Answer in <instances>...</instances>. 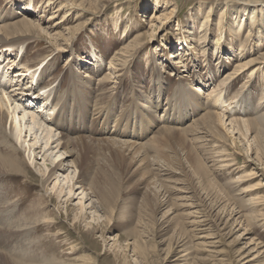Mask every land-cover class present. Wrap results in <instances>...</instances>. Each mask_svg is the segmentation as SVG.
I'll return each mask as SVG.
<instances>
[{
  "label": "rangeland",
  "instance_id": "rangeland-1",
  "mask_svg": "<svg viewBox=\"0 0 264 264\" xmlns=\"http://www.w3.org/2000/svg\"><path fill=\"white\" fill-rule=\"evenodd\" d=\"M77 2L83 3L85 8L77 7ZM100 2L0 0V16L6 15L2 21L0 18V26L20 20L22 14L38 26V31L28 34L24 44L5 51L0 57V75L7 77L9 84L4 86L1 84L4 81H0V97L4 101L2 107L9 115L8 119L10 116L18 117L21 137L12 140L18 148V157L31 172L17 175L15 179L0 177V202L8 198L12 203L0 204L3 207L0 214L7 217L12 213L14 219L22 216L33 222L31 227L35 228V233L30 234L29 262L36 263L41 258L53 256L56 264H264V154L257 149L254 133L247 131L241 123L244 135H240L231 124V120L252 117L255 110L264 112V84L259 85L254 76L250 83L247 82L256 64L264 65V3L246 6L236 0ZM119 6L123 10L116 12ZM222 9H227V18L219 27ZM253 9L256 11L254 23L250 20ZM159 11L165 13V18L161 17L156 23L145 21L151 12ZM207 13H210L206 29L208 52L211 53L217 42L222 43L225 38L228 45L233 42V51L230 52L222 44L219 54L224 56L217 65L216 55L211 58L203 51L194 50L200 39L201 21ZM117 14L121 16L120 24L127 23L129 28L133 26L139 31L129 30L126 33L123 29L126 25L116 31L112 22ZM54 21H59V24L53 26ZM136 33L143 34V46L134 52L128 65L121 66V62L116 65L115 62L116 69H111L109 66L114 53L123 43L133 40ZM247 34L255 40L253 50L239 53L244 49H241L243 43L239 45L240 41ZM234 37L236 40L232 39ZM259 40H262L261 45ZM177 50L185 58L182 65L174 64L178 58L174 56V51ZM23 52L25 55L21 58ZM5 54L13 56V61H8ZM17 55L19 62L15 60ZM251 58L257 60L255 65L237 75V79L223 83L222 78L227 71L231 72L238 68L236 64ZM26 60L31 66L30 72L26 78L18 77L15 71L22 70ZM47 61L53 63L33 89L31 79L34 82L37 79L32 75H36ZM153 66L155 68L151 71ZM170 71L172 75H169ZM86 74L90 78L87 98L83 93L76 94L69 86L73 81L81 83ZM104 75L111 76V79L101 83ZM158 76L163 89V104L170 101L171 92L178 84L184 93L194 85L199 87L196 92L203 102L213 97L219 99L217 104L212 100L210 104L214 106L211 108L205 105L204 109L194 105L190 110L185 108L187 117L182 122L165 125L183 128L207 110L219 113L226 138L222 145L218 142L214 146V143L205 140L209 137L202 141L189 136L190 147L201 159V164L206 165L205 175L192 174L188 167H185L186 177L181 175L179 169L183 167L182 163L186 165L183 158L185 152L177 150L178 144L174 143L175 147L169 149L166 160L161 156L165 154L163 150L146 144L142 146L147 156L146 172L135 169L133 165L124 173L95 149L88 153L86 160L92 167L90 174L86 181L79 182L80 165L73 161L76 154H68L56 140L61 133L65 135L63 127L57 128L50 121L45 122L54 115L55 109L37 112L43 106L40 101L44 95L49 92L54 94L56 90V94H63L62 97L64 94L71 96V99L66 97L68 108L74 102L78 104L79 118L75 123L73 120L70 125L67 124L74 133L90 138L106 137L102 131L104 123H107L105 132H114L110 136L107 134L110 138L132 142L131 136H123L121 132L135 130L142 134L136 143H144L158 133L162 123L151 117L152 124L148 128L144 123L137 124L134 117L138 119L140 114L134 101L144 104V107L141 106L143 109L147 108L154 94L158 93ZM31 82L32 88L28 89L43 96L34 104L24 95L28 91L24 87ZM99 90L105 91V98L96 104V92ZM145 95L149 102H144ZM72 97L76 101L73 102ZM94 105H99V114ZM102 111L108 112L110 117L122 118L121 124L115 126L113 119L103 122ZM29 112L36 115L38 122L31 120ZM43 129L46 131L42 133ZM8 131L9 125L6 124L4 133L7 136ZM226 163L230 167L225 166ZM53 169L54 175L44 182L45 176ZM201 175L204 178L202 181ZM92 176L101 187L97 193L88 188V179ZM138 181L142 184L138 185ZM102 192L104 203L101 201ZM16 200H19L17 204ZM24 238L27 239V235Z\"/></svg>",
  "mask_w": 264,
  "mask_h": 264
},
{
  "label": "bare ground",
  "instance_id": "bare-ground-1",
  "mask_svg": "<svg viewBox=\"0 0 264 264\" xmlns=\"http://www.w3.org/2000/svg\"><path fill=\"white\" fill-rule=\"evenodd\" d=\"M95 1H96V3L100 4L101 3L100 1H102V0H100V1L95 0ZM236 2H240L241 4L247 6V5H257V4L264 3V0H236ZM78 5L79 6H77V7H81V8L84 7L83 3H81V2L78 3ZM226 6L227 5H225L224 7H226ZM59 7L60 8L62 7L61 3L59 4ZM233 7H231V8H233ZM119 8H121V6H119L116 9V12L123 10L122 8L121 9H119ZM225 11H227V9H224L222 11L220 18L218 19V26L219 27L221 25H223L224 19L227 18L226 17L227 13ZM254 12H256L254 9L252 10V12H250L252 15L250 20L253 23H254V20L256 19ZM74 13H75V11H74ZM158 13H160V14H158ZM5 16H6L5 14H2L0 16L1 21L3 19H5ZM165 16H166L165 13H163L162 11L151 12L150 17L148 19H146L145 21H148L150 23H154V22L156 23V22H159V19H161V17L165 18ZM209 16H210V13H207V17H205V19L201 21L202 24L200 27L198 37L202 41L200 39L197 40L198 41V43H196L197 47H195L194 50L195 51L197 50L198 52L203 51L204 54L208 55L207 57H211V58L213 55H216V58H217L216 59V62H217L216 65H217L220 62L219 59L224 56V55L221 56V54H219V52L222 48V44L227 46V47H225V49H227L230 52V51H233V42L228 45L226 38H225L224 42H222V43L220 41L217 42L216 46L214 47V49L211 53L208 52L209 47H208V43L206 42V36H207L206 34H207L208 30H206V29H207V26H208L209 21H210ZM59 21H62V20H59ZM59 21H54L53 26L58 25ZM121 21L122 20H121L120 14H117V16H115V18L113 19V22H112L114 25V29L116 31H119L123 27V25L127 26V23H124L123 25L120 24ZM160 21H162V20H160ZM227 26H228V24H227ZM37 27L38 26H36V24H33L30 22V18H29V20L26 19V16L24 14H22V17L20 20H17V21H14V22L0 26V49H1L0 50V57L3 55V53L5 51L11 50V49L13 50L14 47H19L20 45L24 44L28 38V34H34V32L38 31ZM123 29H124V32H126V33H128L129 30L135 31V32L139 31V30H137L136 27H133V26L131 28H129L127 26V27H124ZM142 35L143 34L136 33L133 40L128 41L126 44L123 43V45L114 53L113 60L110 61L109 67L111 69L112 68L116 69V67L114 66L115 62H116V65L118 64V62H121V66L128 65L127 63L129 61V59L133 58L134 52L142 45L141 44ZM123 36H124V34H123ZM228 36H229V33H228ZM31 37H32V35H31ZM253 37H255V36H253ZM135 38H136V40H135ZM230 39H231V37H230ZM232 39L234 40L235 37ZM254 41L255 40L253 38H250L249 34H247L245 36V38L243 39V41H240L239 45H241V43H243L241 46V49L242 48H244V49L242 51H240L239 53H241L243 51H246V53H247L248 51L253 50L252 46H253V44H255ZM261 41H260V43L258 42L260 45H261ZM204 42H206V44ZM263 42H264V39H263ZM201 44H203V45H201ZM246 46L248 47L247 50H246ZM194 50H192V53H194L193 52ZM24 52L21 54V58H23V55H25ZM181 53L182 52H179L178 50L174 51V56L178 57L177 60L174 61V64H179V65L183 64L185 58H184V56H182L183 54H181ZM4 56L6 57V59L8 61H13L12 60L13 56L10 57L8 54H5ZM241 56H242V54H241ZM17 58H18V55L15 58V60L19 62L20 58L18 60H17ZM262 58L264 59V56ZM209 59H207V60H209ZM256 61L257 60L255 58H251V59L244 61L243 63L236 64L235 66L238 68L232 70L231 72L227 71L225 73L224 77L222 78V80H224L223 83L224 82H231L232 79H237V78H235V77H237V75H240V73L242 74L247 69H250L252 65H255L257 63ZM221 62H222V60H221ZM51 63H53V62L47 61L44 64L43 68L40 70V73H39V80H41L43 75L47 73ZM1 65H2V62L0 61V67H1ZM154 68H155V66L152 67L151 71ZM263 68H264L263 64H256V68L255 69L253 68L254 70L250 71V75L248 76L247 82H249V80L251 78H253V76H254L255 78H257L259 80V82H260L259 85L264 84ZM30 69H31V66L28 63V61L26 60L25 63L22 64V70H18V71L14 70L16 72L15 75H18V77L24 76L23 78H26L28 73L30 72ZM219 69H221V68H219ZM107 74L109 75L108 72H107ZM172 74H173L172 71H170L169 75H172ZM175 75H177V74L175 73ZM87 76H88L87 74L85 76L83 75L84 78L82 77L83 80H80L81 83L73 81V82L69 83L70 85L68 84L73 92L76 91V94H78V95L83 93V95L86 96V98H87V93L89 92L88 90L90 89L89 88V84H90L89 79L90 78H88ZM1 78H2V75H0V81H4L1 83H3V85L5 86L6 85L5 82H7V79H6L7 77L3 76L2 80H1ZM106 79H111V76L105 77V75H104L102 81H100V82L103 83V81ZM157 79H158L157 84H159V88L157 87L158 93L156 92V94H154L155 96L153 97V101H151V103H148L147 108L143 109L142 107H144V104L139 105L136 103V101H134V105L137 109V112L141 115V116L140 115L138 116V119H136V117H134L135 122L137 124L144 123L145 128H148L152 124L151 117L156 118L157 121H159V123H162V125H160L161 128L158 130V133L153 135L147 142H144V143H136L137 140L142 136V134L136 132L135 130H133V131L128 130V133H126L127 131L121 132L123 136H131L133 138L132 142L127 141V140H119V138L118 139L110 138L109 136L111 134H114V132L113 133L112 132L107 133V131L105 132V128H106L105 125L107 123H104V129L102 131L103 134H106L105 135L106 137L90 138L89 136H83L81 134L74 133L71 130V127L69 125L71 124V121L73 122V120H74L73 123H75L76 120L79 118L80 108L78 106V109H77L76 107L78 104L76 102H74V101H76V98L72 97V99H73L72 101L74 103L71 104V106L69 107L70 109H69L67 106V101H66L67 96L64 94V96L62 97L63 94L59 93V92H58V94H56V90H55L54 94H51L49 92V94L44 95V98H42L43 96L41 94L39 96H35L34 91L32 93H30L29 92L30 90H28L27 93H25L24 95L27 96V94L29 92V96L27 98L31 99L30 101L32 102V104L36 103L37 99L42 98V100L40 102L43 104V106H42V108L41 107H39L38 109L36 108L37 112H41V111L46 112L47 110H49L51 108H53V110L56 109V111L54 112V115L51 118L45 119V122L50 121L49 123L51 125L57 127V128L63 127V130L62 129L61 130L65 135H63L61 133L60 136H57L56 140L58 141V144H61V147L64 148L66 150V152H69L68 154H70V155H72V154L74 155V153L76 154L73 158V161L75 163L79 162V165H80V170H79L80 174L78 176L80 178V179H78L79 182H82L83 180H85L87 178V176L90 174L92 167L87 163L86 160L88 159V153L94 151L95 149L101 151V154L104 158L107 157L108 161H110L111 163L114 162V164L116 166L120 167L124 173H126L127 169H131L133 165H135V169L146 172L147 171L146 168L148 165L146 166L145 159L147 156L143 153V148H142V146H144L146 144H149L151 146V148L163 150L165 152V154H163L161 156H162V159H165V160L167 159L166 157H167V152L169 151V149L172 147H175L173 144L174 143L178 144L179 146L177 147L178 148L177 150L180 152L182 151V153L185 152V155L183 156V158L185 160L186 165L184 166V164L182 163L183 167H181L179 169L181 172V175L185 176L184 174H186V168L187 167H188V171H190L192 174L198 175L199 173H201L202 175H205L204 173L207 170V168L205 169L204 166H206V165L201 164V159L196 154V152L193 151L192 147H190V144H189L190 143V137L189 136H192L191 138H193L194 140L202 139V141H205V140L210 141V142L214 143V146H217L216 143H218V142H220V144L221 143L223 144L226 140L223 141L225 138L224 137L225 133L222 132V129H221V125L223 124V122H222V117L219 115V113L212 112L211 110H207L206 112L203 111L204 112L203 114H201L199 117L194 119L190 124L186 125L183 128L182 127L178 128V127H176L177 125L176 126L170 125V127L165 126V125L171 124L174 121H176L178 124L180 122H182V119L187 117V114L184 111L185 108L189 107L188 109L190 110L192 108V105H194L196 108H199V109H204L203 108L204 105L207 106L208 108H211L214 105H212L210 103L213 101L216 103L217 101H219V99H217L216 97H213V98H210L207 102H203L200 95H198V93L196 92V90L199 87L197 88L196 85H194L184 93L183 88H181L178 84L175 86L176 87L175 90H173L171 92L172 96H171L170 101L164 102V104H163V103H161L163 89L160 85V77L158 76ZM74 80L78 81L77 79H74ZM99 80H101V79H99ZM258 80H257V82H258ZM12 81H13V78H12ZM19 81H22V80L19 79ZM109 82H107V83H109ZM31 85H32V83H30L29 85L24 87V89L26 90L29 87L31 89V87H32ZM53 90H54V88H53ZM42 91H44V90H42ZM96 93H97V97H96L95 103L97 104V102H103L104 98H105V91L99 90ZM68 97L71 99L70 95ZM133 97H134V99H136L135 95ZM263 97H264V91L262 94V98ZM7 100H8V98H7ZM147 101L149 102V99L145 95L144 102H147ZM262 101L264 102V99H262ZM3 103H4V101H3L2 97H0V177H2V178L11 177L12 179H15V177L17 175H20V174L26 175V173L29 174L31 172H29L30 170H29L27 164L24 163L22 158L18 157V155H17L18 148H16V146L14 145V142L12 140V138L19 139L21 137L22 129L19 128L18 117H16V116L11 117L10 116V118L8 119L9 115L6 112H4L3 107H2ZM28 103H29V101H28ZM26 105H27V103H26ZM94 106H96L95 107L97 110L96 112H98V114H99L101 112V110H99L100 108L98 107L99 105H94ZM247 106H249V105L247 104ZM100 107H101V105H100ZM257 108H258V105H257ZM9 109L10 108H8V110ZM149 109H152V111H150ZM255 111H256L255 115H253L250 118L244 119V120H240L239 118L238 119L233 118L234 120H231V124H233L236 131L240 135H244V132H242V128H241V123L246 127L247 131H251L252 133H254L253 139L256 142L257 149H259L261 151V153L264 154V112H261L259 110H255ZM128 112H130V111H128ZM102 113H104V118H103L104 121L102 120L103 122H107L108 120L110 121L111 119H113L115 126H118L117 124H121L120 122H122V118L117 119V118H113V116L110 117L108 115V112H105V111H102ZM200 113H201V111H200ZM29 114H30L31 120L34 123L38 122L35 120L36 115H34L30 112H29ZM66 115L68 117H66ZM42 117H43V114H42ZM184 121H185V119H184ZM125 122L127 123L128 121L125 120ZM6 124L9 125V131H8L9 135L8 136L4 133ZM67 124H69V125H67ZM45 127L48 128L47 126H45ZM48 130H49V132H52V130L50 128H48ZM45 131H46L45 129L41 130L42 133ZM76 134H78V136L73 137V135H76ZM107 134H109V136H107ZM208 137H209V139H205ZM49 138L50 137L48 136V140H49ZM10 140H11V142H10ZM47 142L48 141H46V144H47ZM206 144H207V142H206ZM195 149H196V147H195ZM174 150H176V149L174 148ZM176 153H177V151H176ZM59 165H57V166H59ZM226 165H228L230 167V165L228 163H226L225 166ZM225 166H224V168H225ZM54 172H55L54 169L51 170L48 173V175L45 176L46 178L43 179L44 182H46L50 177H52L54 175ZM132 172H134V171H132ZM139 173L141 174V172H139ZM194 176H196V175H194ZM124 178H125V176H124ZM201 178L202 179H200V180L202 181L204 178H203V176ZM88 181H89V184H88L89 187L88 188L92 192L97 193V191L100 190L98 188H101V187H99L97 185L96 179L92 176V178L91 179L89 178ZM106 181L107 180H105V182ZM209 181H210V178H209ZM137 184L141 185L142 181H138ZM209 186H212V185L209 184ZM79 187H81V186H79ZM216 191H218V190H216ZM219 193L221 194L220 191H218V194ZM102 197L103 198L101 199V201L104 203L103 200L105 197L103 195V192H102ZM145 197L148 198V195L145 194ZM40 198H41L40 200H42V197H40ZM18 201L19 200H16L15 204H17ZM198 203H200V202H198ZM0 204L9 205L12 203L7 198L6 201L4 200V202H0ZM1 208H3V207H0V213H1ZM3 210H5V209H3ZM11 215H12V213L9 214L7 217L6 216L4 217L3 214H0V222L3 223L2 225L0 224L1 225L0 226V264H56V262L54 261L55 258H52L53 256L51 258H47V257L41 258L40 260H37L39 262H36V263L29 262L30 257H28L27 254L30 253L29 250H31L30 245L32 243V236H30V234L35 233V230H34L35 228L33 229V227H31L33 222L27 218H23L22 216L14 219V218H12ZM25 235H27V239L24 238ZM28 236H30L31 238ZM2 251H4V252H2ZM7 253H9L11 255L13 254V255L9 256ZM247 261L248 260H246L245 262H247Z\"/></svg>",
  "mask_w": 264,
  "mask_h": 264
}]
</instances>
